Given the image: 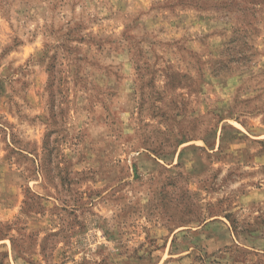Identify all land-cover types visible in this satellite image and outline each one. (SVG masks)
Here are the masks:
<instances>
[{
  "label": "rangeland",
  "instance_id": "374dc122",
  "mask_svg": "<svg viewBox=\"0 0 264 264\" xmlns=\"http://www.w3.org/2000/svg\"><path fill=\"white\" fill-rule=\"evenodd\" d=\"M0 264H264V0H0Z\"/></svg>",
  "mask_w": 264,
  "mask_h": 264
}]
</instances>
